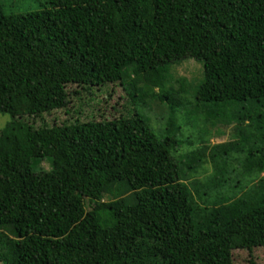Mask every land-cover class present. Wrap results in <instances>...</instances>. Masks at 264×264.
Segmentation results:
<instances>
[{
    "label": "trees",
    "instance_id": "trees-1",
    "mask_svg": "<svg viewBox=\"0 0 264 264\" xmlns=\"http://www.w3.org/2000/svg\"><path fill=\"white\" fill-rule=\"evenodd\" d=\"M189 58L202 78L174 88L169 67ZM107 83L126 93L118 116L81 120ZM151 99L167 107L159 136ZM0 113V264H234L237 250L258 264L264 0L0 4ZM180 113L233 132L180 154Z\"/></svg>",
    "mask_w": 264,
    "mask_h": 264
},
{
    "label": "rangeland",
    "instance_id": "rangeland-1",
    "mask_svg": "<svg viewBox=\"0 0 264 264\" xmlns=\"http://www.w3.org/2000/svg\"><path fill=\"white\" fill-rule=\"evenodd\" d=\"M76 1L77 0H0V4L3 5L6 11L26 13L38 11L46 5H61L74 3ZM170 68L172 72L170 73L171 79L168 84H172L174 88H178V82L175 81L177 78L184 77L188 81L189 85L196 84L202 78V62L194 59H184L180 63L170 65L169 69ZM83 92L84 91L82 90V95H84ZM187 97L190 98V94H188ZM126 99V93L119 83H107L102 87L101 91H99L98 99H92L90 100L89 105L85 104L83 106L85 111L81 115V120L112 119L115 116H118L119 109ZM80 100L81 99L79 98L74 99L71 97L69 103L65 107L44 114V117L49 123H53L54 121L56 123H60L73 113L77 102ZM144 108H146V110L143 113L149 119L150 126L158 136L161 135V132L163 131L159 129L161 127H159L158 124L162 122L167 113L166 105L159 103L157 99H151L147 101V105L145 104ZM177 117L179 118V122L183 128V134H175V140L182 139L192 142V145L190 146L184 145V147H179L178 149L180 154H185L194 148H199L201 145L203 146L205 144H203V142L213 144L227 141V139H229L228 135L233 132V128L230 125L226 127H220L218 125L217 128L221 130L223 129V133L216 134V132H214V127L207 126L202 123V121L196 120L194 115L191 116L189 122L186 121L188 120V117L181 113ZM8 120V114L0 113V129L6 125ZM46 168L47 166H38L36 169L37 171H40L47 170ZM211 171L212 169L210 165L206 163L203 171L200 173V178L206 177L211 173ZM250 257L251 256L247 251L237 250L233 252L234 264H248L247 262ZM252 257L258 264H264V247L256 248L253 251Z\"/></svg>",
    "mask_w": 264,
    "mask_h": 264
}]
</instances>
